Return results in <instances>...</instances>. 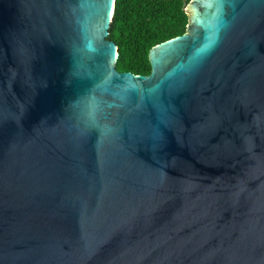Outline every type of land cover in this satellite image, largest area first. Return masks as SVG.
<instances>
[{
  "label": "water",
  "instance_id": "water-1",
  "mask_svg": "<svg viewBox=\"0 0 264 264\" xmlns=\"http://www.w3.org/2000/svg\"><path fill=\"white\" fill-rule=\"evenodd\" d=\"M115 0H0V264H264V0H192L150 75Z\"/></svg>",
  "mask_w": 264,
  "mask_h": 264
},
{
  "label": "trees",
  "instance_id": "trees-1",
  "mask_svg": "<svg viewBox=\"0 0 264 264\" xmlns=\"http://www.w3.org/2000/svg\"><path fill=\"white\" fill-rule=\"evenodd\" d=\"M191 1L115 0L109 40L119 48L117 70L150 75V50L186 33L185 8Z\"/></svg>",
  "mask_w": 264,
  "mask_h": 264
}]
</instances>
